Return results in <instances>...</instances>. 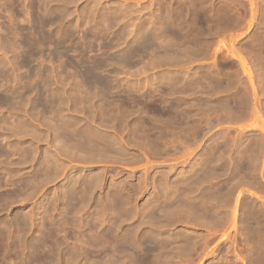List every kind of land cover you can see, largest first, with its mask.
Returning <instances> with one entry per match:
<instances>
[{"label":"rangeland","instance_id":"1","mask_svg":"<svg viewBox=\"0 0 264 264\" xmlns=\"http://www.w3.org/2000/svg\"><path fill=\"white\" fill-rule=\"evenodd\" d=\"M262 54L264 0H0V264H242Z\"/></svg>","mask_w":264,"mask_h":264},{"label":"bare ground","instance_id":"2","mask_svg":"<svg viewBox=\"0 0 264 264\" xmlns=\"http://www.w3.org/2000/svg\"><path fill=\"white\" fill-rule=\"evenodd\" d=\"M41 1H42V0H41ZM51 1H52V0H51ZM152 1H153V0H152ZM249 1H250V0H249ZM253 1H254V0H253ZM73 2H74V1H73ZM230 2H231V1H230ZM40 3H41V2H40ZM234 3H236V2H234ZM231 4H232V3H231ZM247 4H248V3H247ZM255 4H256V3H255ZM42 5H43V4H42ZM241 6H243V5H241ZM250 6H251V5H250ZM224 7H225V6H224ZM224 7H223V8H224ZM13 8H14V7H13ZM172 8H173V7H172ZM183 8H184V7H183ZM221 8H222V7H221ZM227 8H228V7H227ZM249 8H250V7H249ZM230 9H231V7H230ZM6 10H7V9H6ZM220 10H221V9H220ZM254 10H255V8H254ZM8 11H9V10H8ZM163 11H164V10H163ZM260 11H261V10H260ZM15 12H16V11H15ZM220 12H221V11H220ZM250 12H251V11H250ZM253 12H254V11H253ZM51 13H52V12H51ZM226 13H227V12H226ZM232 13H233V11H232ZM211 14H212V13H211ZM230 14H231V13H230ZM226 15H227V14H226ZM233 15H234V14H233ZM252 15L254 16V14H252ZM256 15H257V14H256ZM261 15H262V14H261ZM11 16H12V15H11ZM212 16H214V15H212ZM221 16H222V15H221ZM229 16H230V15H229ZM194 17H195V16H194ZM197 17H198V16H197ZM218 17H219V16H218ZM232 17H234V16H232ZM239 17H240V16H239ZM243 17H244V16H243ZM125 18H126V17H125ZM215 18H216V17H215ZM215 18H214V20H215ZM220 18H221V17H220ZM224 18H225V17H224ZM224 18H223V19H224ZM234 18H235V17H234ZM216 19H217V18H216ZM226 19H227V16H226ZM188 20H189V19H188ZM214 20H213V17H212V21L210 20L211 23H210L209 26L211 27V29H212L213 31L215 30V32H216V29H213V28H214V27L217 28L216 25L219 23V21H220L221 19H220L219 21L216 22V25H215ZM241 20H242V19H241ZM241 20H240V21H241ZM31 21H32V20H31ZM105 21H106V20H105ZM215 21H216V20H215ZM223 21H224V20H223ZM223 21H221V22H223ZM221 22H220V23H221ZM224 22H226V21H224ZM233 22H234V21H233ZM235 22H236V21H235ZM256 22H257V21H256ZM228 23H229V22H228ZM14 24H15V23H14ZM93 24H94V23H93ZM221 24H222V26L218 27V28H220V29H222V28L225 27V26L223 27L224 23H221ZM226 24H227V23H226ZM234 24H235V23H234ZM234 24H233V25H234ZM108 25H109V24H108ZM111 25H112V24H111ZM233 25H232V26H233ZM235 25H237V23H236ZM238 25H239V23H238ZM256 25H257V24H256ZM262 25H263V24H262ZM259 26H260V25H259ZM91 27H92V26H91ZM221 27H222V28H221ZM226 27H227V26H226ZM237 27H238V26H237ZM13 28H14V27H13ZM199 28H200V27H199ZM218 28H217V30H218L217 32H220V30H219ZM240 28H241V27H240ZM16 29H17V28H16ZM41 29H42V28H41ZM47 29H48V28H47ZM224 29H225V28H224ZM4 30H5V29H4ZM8 30H9V29H8ZM36 30H37V29H36ZM209 30H210V29H209ZM226 30H227V29H226ZM237 30H238V29H237ZM213 31H211V32L213 33ZM221 31L223 32V30H221ZM6 32H8V31H6ZM6 32H5V33H6ZM200 32H201V31H200ZM209 32H210V31H209ZM211 32H210V35L212 34ZM224 32H225V31H224ZM25 34H26V33H25ZM51 34H52V33H51ZM203 34H204V33H203ZM217 34H219V33H217ZM255 34H256V33H255ZM220 35H222V34H220ZM220 35H218L216 38H218ZM30 36H31V35H30ZM212 36H213V35H212ZM212 36H211V37H212ZM214 36H215V35H214ZM221 37H222V36H221ZM260 37H261V36H260ZM214 38H215V37H214ZM223 38H224V36H223ZM262 38H263V37H262ZM46 39H47V36H46ZM189 40H190V39H189ZM189 40H188V41H189ZM261 40H262V39H261ZM215 41H216V39H215L213 42H215ZM218 41H219V40H218ZM218 41H217V42H218ZM223 41H224V40H223ZM210 42H211V41H210ZM224 42H225V41H224ZM215 43H216V42H215ZM220 43H221V41H220ZM223 45L225 46V43H224ZM256 45H257V44H256ZM41 46H42V45H41ZM41 46H40V47H41ZM49 46H50V45H49ZM209 46H211V45H209ZM36 47H37V46H36ZM217 47H218V46H216V48H217ZM220 47H222V46H220ZM211 48H213V46H212ZM214 48H215V47H214ZM222 48H224V47H222ZM226 48H227V47H226ZM47 49H48V47H47ZM219 50H220V49H219ZM60 51H61V50H60ZM212 51H213V50H212ZM216 51H217V50H216ZM216 51H215V52H216ZM259 51H260V50H259ZM223 52H224V51H223ZM210 53H211V52H210ZM219 53H220V51H219ZM259 53H261V51H260ZM48 54H49V53H48ZM56 54H57V53H56ZM56 54H53V55H56ZM211 54H213V53H211ZM211 54H210V56H213V55H211ZM214 54H215V53H214ZM225 54H227V53H225ZM233 54L235 55V53H233ZM230 55H232V54H230ZM234 55H233V56H234ZM56 56H57V55H56ZM188 56H189V55H188ZM216 56H217V55H216ZM256 56H258V55H256ZM256 56H255V57H256ZM32 57H33V56H32ZM260 57L263 58V57H264L263 54H262ZM24 58H25V57H24ZM213 58H215V55H214V57H212V59H213ZM219 58H220V57H218V59H219ZM54 59H55V58H54ZM64 59H65V58H64ZM212 59H211V60H212ZM257 59H259V58L257 57ZM257 59H256V60H257ZM260 59H261V58H260ZM211 60H210V62H211ZM214 60H216V59H214ZM219 60H221V58H220ZM222 60H223V59H222ZM19 61H20V60H19ZM94 61H96V60H94ZM262 61H264V60H263V59H261V61L259 60V63L262 62ZM214 62H215V61H214ZM225 62H226V61H225ZM242 62H243V61H242ZM211 63H212V62H211ZM243 63H244V62H243ZM213 64H214V63H213ZM239 64H240V63H239ZM244 64H245V63H244ZM251 64H252V63H251ZM75 65H76V64H75ZM219 65H220V63H219ZM261 65H262V64H261ZM84 66H85V65H84ZM209 66H210V65H209ZM213 66H215V65H213ZM225 66H226V65H225ZM230 66H231V65H230ZM263 66H264V64H263ZM217 67H218V66H216V68H217ZM220 67H221V65H220ZM220 67H219V68H220ZM241 67H242V66H241ZM247 67H248V66H247ZM258 67H259V66H258ZM209 68H210V67H209ZM214 68H215V67H214ZM219 68H217V70H218ZM230 68H231V67H230ZM230 68H229V69H230ZM250 68H251V66H250ZM77 69H78V68H77ZM221 69H222V68H221ZM223 69H224V68H223ZM227 69H228V67H227ZM237 69H238V68H237ZM237 69H236V70H237ZM239 69H240V68H239ZM239 69H238L237 71H239ZM241 69H242V68H241ZM248 69H249V68H248ZM252 69H253V68H252ZM212 70H213V67H212ZM214 70H215V69H214ZM219 70H220V69H219ZM219 70H218V71H219ZM233 70L235 71V69H233ZM244 70H245V69H243V71H244ZM250 70H251V69H250ZM215 71H216V70H215ZM225 71H226V70H225ZM252 71H253V70H252ZM255 71H256V70H255ZM259 71H260V70H259ZM259 71H258V72H259ZM70 72H71V70H70ZM75 72H76V71H75ZM213 72H214V71H213ZM219 72H220V71H219ZM219 72H218V73H219ZM235 72H236V71H235ZM235 72H234V73H235ZM246 72H247V70H246ZM27 73H28V72H27ZM230 73H231V72H230ZM240 73H242V71H240ZM247 73H248V72H247ZM214 74H215V73H214ZM221 74H222V73H221ZM226 74H227V73H226ZM243 74H244V72H243ZM254 74H255L254 76L256 77V75H257L258 73H257V72H256V73L254 72ZM2 75H3V74H2ZM216 75H217V73H216ZM231 75H233V74L231 73ZM234 75H235V74H234ZM246 75H249V74H246ZM251 75H252V74H251ZM262 75H263V74H262ZM44 76H45V75H44ZM212 76H213V75H212ZM225 76H226V75H225ZM238 76H239V75H238ZM238 76H237V77H238ZM243 76H244V75H243ZM243 76H242V77H243ZM259 76H260V74H259ZM29 77H30V75H29ZM217 77H218V76H217ZM234 77H235V76H234ZM234 77H233V78H234ZM246 77H247V76H246ZM213 78H214V77H213ZM221 78H222V77H221ZM221 78H220V81H221ZM235 78H236V77H235ZM248 78H249V77H248ZM257 78H259V77H257ZM75 79H76V78H75ZM211 79H212V78H211ZM226 79H227V78H226ZM239 79H240V78H239ZM260 79H261V81L263 80L262 78H260ZM95 80H96V79H95ZM212 80H213V79H212ZM222 80H224V79H222ZM228 80H230V78H229ZM242 80H244V82H245V84H246L245 79H242ZM242 80H241V81H242ZM246 80H248V79H246ZM252 80H253V79H252ZM257 80H258V79H257ZM210 81H211V80H210ZM215 81H217V80L215 79ZM225 81H226V80H224V82H225ZM231 81H232V78H231ZM235 81H236V80H235ZM248 81H250V80H248ZM248 81H247V82H248ZM254 81H255V80H254ZM233 82H234V81H233ZM256 82H257V81H256ZM210 83H212V82H210ZM214 83H217V82H214ZM214 83H212V84H210V85H218V84H214ZM226 83H228V82H226ZM229 83H230V86H231V88H232L233 85H231V82H229ZM234 83H236V82H234ZM234 83H233V84H234ZM242 83H243V81H242ZM248 83H249V82H248ZM257 83H258V82H257ZM261 83H262V82H261ZM245 84H244V86H247V85H248V84H246V85H245ZM259 84H260V83H259ZM259 84H258V85H259ZM235 85H236V84H235ZM249 85H250V83H249ZM249 85H248V86H249ZM256 85H257V84H255V87H256ZM262 85H263V83H262ZM220 86H221V85H220ZM220 86H219V87H220ZM240 86H241V85H240ZM248 86H247V87H243V89H244V88L247 89ZM263 86H264V85H263ZM2 87H3V86H2ZM26 87H27V86H26ZM212 87H213V86H212ZM214 87H215V86H214ZM222 87H223V86H222ZM234 87H235V86H234ZM250 87H251V85H250ZM259 87H260V85H259ZM259 87H256V89H259V91L261 92V90H263L264 87H262V89L259 88ZM23 88H24V87H23ZM28 88H29V87H28ZM216 88H217V87H215V89H216ZM225 88H228V87L226 86V87H224V89H225ZM30 89H31V88H30ZM84 89H85V88H84ZM98 89H99V88H98ZM243 89H242V91H244ZM250 89H251V88H250ZM260 89H261V90H260ZM44 90H45V89H44ZM213 90H214V89H213ZM218 90H219V89H218ZM225 90H226V89H225ZM247 90H249V88H248ZM0 92H1V91H0ZM10 92H11V91H10ZM41 92H42V90H41ZM80 92H81V91H80ZM195 92H196V91H195ZM225 92H226V91H225ZM245 92H247V91H245ZM245 92H240V93H245ZM250 92H251V91H250ZM250 92H249V93H250ZM260 92H259V94H260ZM262 92L264 93V90H263ZM262 92H261V93H262ZM39 93H40V92H39ZM212 93H213V92H212ZM216 93H217V92L215 91V94H216ZM220 93H221V92H220ZM222 93H223V92H222ZM233 93H234V92H233ZM253 93H255V94L257 93V95H258V90H257V92H256V90H254ZM263 93L261 94L262 96H264ZM28 94H29V93H28ZM46 94H47V93H46ZM251 94H252V93H251ZM19 95H20V94H19ZM222 95H223V94H222ZM241 95H242V94H241ZM244 95H245V94H244ZM228 96H229V95H228ZM245 96H246V95H245ZM247 96H248V95H247ZM16 97H17V96H16ZM18 97H19V96H18ZM25 97H26V96H25ZM243 97H244V96H243ZM243 97L241 96L240 98H243ZM249 97H250V96H248L247 98H249ZM254 97H255V96L253 95V98H254ZM258 97H259V95H258ZM21 98H22V97H21ZM24 99H25V98H24ZM26 99H27V98H26ZM244 99H245V98H243V100H244ZM256 99H257V96H256ZM240 100H241V99H239V101H240ZM4 101H5V100H4ZM8 101H9V100H8ZM47 101H48V100H47ZM72 101H73V100H72ZM148 101H149V100H148ZM241 101H242V100H241ZM245 101H246V100H245ZM245 101H242V102H244V104H245V103H248V102H250V99L247 100V102H245ZM252 101H253V100H252ZM256 101H258V100H256ZM256 101H255V102H256ZM9 102H10V101H9ZM242 102H241V103H242ZM258 102H259V101H258ZM36 103H37V102H36ZM42 103H43V102H42ZM239 103H240V102H239ZM241 103H240V105H241ZM253 103H254V102H253ZM253 103H252V105H253ZM3 104H4V103H3ZM33 104H34V103H33ZM257 104H259V103H256V105H257ZM250 105H251V104H250ZM254 105H255V104H254ZM259 105L261 106L262 103H260ZM8 106H9V104H8ZM243 106H244V105H243ZM243 106H241V107H243ZM262 106H264V105H262ZM238 107H239V106H238ZM251 107H252V106H251ZM219 108H220V107H219ZM248 108H249V107H246V106H245V107H244V110L242 109V110H243V112H242L243 115L240 114V112H241L240 109H241V108H240V109H239V108L237 109V110H240V112H239L240 117H241V116H242V117L244 116V118H243L244 121H245V119H250V116L253 115V114H255V112H256L253 108H252L253 111H251V110L248 109ZM77 109H78V108H77ZM120 109H121V108H120ZM260 109H261V108H259V111H260ZM262 109H264V107H262ZM205 110H206V109H205ZM221 110H223V109H221ZM262 111H263V110H261V112H262ZM237 112H238V111H237ZM127 113H128V112H127ZM232 113H233V112H232ZM263 113H264V112H263ZM263 113H260V114H263ZM236 114H237V113H236ZM238 116H239V115H238ZM258 116H259V115H258ZM85 117H86V116H85ZM180 117H181V116H180ZM209 117H210V116H209ZM261 117H262V116H261ZM261 117H260V118H261ZM254 118H255V117H254ZM256 118H257V117H256ZM258 118H259V117H258ZM258 118H257V119H258ZM82 119H83V118H82ZM241 119H242V118H241ZM243 119H242V120H243ZM257 119H256V121H257ZM262 119H264V117H263ZM44 120H45V119H44ZM253 120H254V119H253ZM253 120H252V121H253ZM66 121H67V120H66ZM208 121H209V120H208ZM260 121H261V120H259L256 124H259V127L262 128V126H263L264 124H263V125H260V124H261ZM262 121H263V120H262ZM56 122H57V121H56ZM117 122H118V121H117ZM242 122H243V121H242ZM230 123H231V122H230ZM263 123H264V121H263ZM253 124H254V123H253ZM54 125H55V124H54ZM143 125H144V124H143ZM216 125H217V124H216ZM246 125H247V124H246ZM246 125H244V126H246ZM248 125H249V124H248ZM103 126H104V125H103ZM182 126H183V125H182ZM252 126H253V125H252ZM51 127H52V126H51ZM122 127H123V126H122ZM241 127H242V126H241ZM250 127H251V126H250ZM255 127H257V126L254 125V128H255ZM63 128H64V127H63ZM225 128H226V127H225ZM231 128H232V127H231ZM244 128H245V127H244ZM244 128H242V129H244ZM246 128H248V127H246ZM54 129H55V128H54ZM66 129H67V127H66ZM68 129H69V128H68ZM83 129H84V128H83ZM118 129H119V128H118ZM137 129H138V128H137ZM258 129H259V128H258ZM262 129L264 130V128H262ZM34 130H35V129H34ZM246 130H247V129H246ZM263 130H262V131H263ZM142 131H143V130H142ZM87 132H88V131H87ZM246 132H247V131H246ZM246 132H245V130L243 131V134H242V136H243V139H242V145L240 146V147H241V151H240V152H241V156H240V157L242 158V160L240 159V161H243V164H244V165H242V166H244V167L247 165V164H245L246 161L248 162V160H246V158L248 159V158H251V157H252L253 161H252V159H251V161H252V163H253V162L255 163V161H256L258 158H260V156H259V152H261V151H258L259 148H257V147L255 146V144H256L257 142L261 141V140L258 138L259 140L256 142V139H255V140L253 139V140L255 141V143L253 142V144H252V142H251V140H252L251 137L253 138V136L250 137L251 140H248V139L246 138V137H247L246 135H248V134H246ZM221 133H222V132H221ZM252 133H253V132H252ZM58 134H59V133H58ZM124 134H125V133H124ZM250 134H251V133H250ZM250 134H249V135H250ZM255 134H256V132H255ZM255 134H253V135H255ZM114 135H115V134H114ZM147 135H148V134H147ZM251 135H252V134H251ZM71 136H72V135H71ZM61 137H63V136H61ZM65 137H66V136H65ZM257 137H258V136H257ZM257 137H256V138H257ZM66 138H68V137H66ZM134 138H135V137H134ZM260 138L263 139L261 136H260ZM61 139H62V138H61ZM74 139H76V138H74ZM105 139H106V138H105ZM76 140H78V139H76ZM263 140H264V139H263ZM62 141H63V140H62ZM62 141H61V142H62ZM68 141L70 142L71 140L68 139ZM56 142H57V141H56ZM71 142H72V141H71ZM71 142H70V143H71ZM65 143H66V142H64V144H65ZM70 143H69V144H70ZM79 143H81V142H78V144H79ZM145 143H146V142H145ZM260 143H261V142H260ZM71 144H72V146L74 145L73 143H71ZM71 144H70V146H71ZM76 144H77V143H75V145H76ZM78 144H77V145H78ZM83 144H84V143H83ZM143 144H144V143H143ZM239 144H240V143H239ZM251 144H252V145H251ZM261 144H262V143H261ZM77 145H76V147H75V146H73V147H75V149H76L77 147L80 148L79 146H81L82 144H80L79 146H77ZM257 145H258V144H257ZM262 145H263V144H262ZM67 146H68V144L65 145V148H66ZM72 146H71L70 148L73 150V147H72ZM87 146H88V145H87ZM91 146H93V149H91V151H88V152H87V153H89V154L92 155V156H90V157H93V154H92L93 152L96 153V155H97V154H99V153H97V152H95V151H98V152H99V151L102 150V149H100V148H99L98 150H97V149L95 150L94 144H93V145L91 144ZM260 146H261V145H259V147H260ZM68 147H69V146H68ZM68 147H67V149H68ZM206 147H207V146H206ZM218 147H219V146H218ZM70 148H69V149H70ZM86 148H87V150H90V146H89V147H86ZM88 148H89V149H88ZM225 148H226V147H225ZM75 149H74V150H75ZM74 150H73V151H74ZM142 150H143V149H142ZM154 150H155V149H154ZM250 150H251V151H250ZM261 150H262V149H261ZM63 151H64V150H63ZM81 151H82V150H81ZM92 151H93V152H92ZM215 151H216V150H215ZM249 151H250V153H249ZM74 152H75V151H74ZM90 152H92V153H90ZM237 152H238V151H237ZM69 153H70V152H69ZM71 153H72V152H71ZM87 153H86V154H87ZM102 153H103V152H102ZM100 154H101V152H100ZM100 154H99V155H100ZM106 154H107V153H106ZM238 154H240V153H238ZM260 154H261V153H260ZM70 155H71V154H70ZM82 155H84V154L82 153ZM101 155H103V154H101ZM104 155H105V154H104ZM109 155H110V154L108 153V157H109ZM116 155H117V154H116ZM118 155H119V153H118ZM247 155H248V156L250 155L251 157H250V156L247 157ZM237 156H238V155H237ZM86 157H87V156H86ZM86 157H85V158H86ZM119 157H120V156H119ZM76 158H77V157H76ZM261 158H262V155H261ZM261 158H260V159H261ZM114 159H115V158H114ZM125 159H126V158H125ZM112 161H113V160H112ZM249 161H250V160H249ZM83 162H84V161H83ZM257 162H258V160H257ZM225 163H226V162H225ZM249 163H251V162H248V165L251 167L252 164L250 165ZM240 164H242V163H240ZM257 164H258V163H257ZM237 166H238V165H237ZM239 166H241V165H239ZM239 166H238V167H239ZM249 166H248V167H249ZM255 166H256V165H255ZM244 167H243V168H244ZM248 167H246V168H248ZM253 167H254V164H253ZM253 167H252V168H253ZM239 168H240V167H239ZM243 168H242V169H243ZM252 168H251V170H252ZM249 169H250V168H249ZM249 169H248V170H249ZM254 169L256 170V169H257V166H256V168H253V170H254ZM263 169H264V168H263ZM263 169H262V170H263ZM48 170H49V169H48ZM238 170H239V169H238ZM191 171H192V170H191ZM244 171H246V170H244ZM244 171H242L243 174H244V179H242V178H243V175H241L242 178L240 177V178H241L240 186H242L241 184H242V181H243V180H244V182H245V185L247 184V185L249 186V182L246 180V179H247L246 176H247L248 174H245ZM256 171H257V170H256ZM52 172H53V171H52ZM214 172H215V171H214ZM247 172H249V171H247ZM247 172H246V173H247ZM260 172H261V171H260ZM239 173L241 174V170L239 171ZM250 173H251V172H250ZM250 173H249V174H250ZM47 174H48V173H47ZM51 174H52V173H51ZM253 174H254V172H253ZM257 174H258V173H257ZM260 174H261V173H260ZM49 175H50V174H49ZM245 175H246V176H245ZM255 175H256V174H255ZM249 176L252 177L253 175L250 174ZM249 176H248V177H249ZM257 176H258V175H257ZM95 177H96V176H95ZM251 177H250V178H251ZM240 178H239V179H240ZM253 178H254L253 180L255 181V176H254ZM262 178H263V176H262ZM48 179H49V178H48ZM251 179H252V178H251ZM251 179H248V180H251ZM259 179H260V178H259ZM208 180H209V179H208ZM253 180H252V181H253ZM262 180H264V179H262ZM252 181H251V183H252L253 185H255V184H256L255 182L258 181V179L254 182L255 184H254ZM239 182H240V181H239ZM244 182H243V183H244ZM72 183H73V182H72ZM93 183H94V182H93ZM95 183H97V182H95ZM166 183H167V182H166ZM258 183H259V182H258ZM258 183H257V184H258ZM252 184H250V186H251ZM165 185H166V184H165ZM218 185H219V184H218ZM85 186H86V185H85ZM243 186H244V184H243ZM256 186H257V185H256ZM256 186H255V187H256ZM88 187H89V186H88ZM255 187H252V188L250 187V188H251V190H252V189L255 188ZM263 187H264V186H263ZM187 188H188V187H187ZM83 189H84V188H83ZM241 189H243V188H241ZM241 189H240V190H241ZM257 189L259 190V187H258V188L256 187V190H257ZM251 190H250V191H251ZM261 190H262V189H261ZM87 191H88V190H87ZM242 191H243V190H242ZM254 191H255V189H254ZM254 191H253V192H254ZM80 192H81V191H80ZM89 192H90V191H89ZM244 192H245V191H244ZM247 192H248V190H247ZM192 193H193V192H192ZM249 193L251 194V192H249ZM249 193H248V195H249ZM108 194H109V193H108ZM243 194H244V193H243ZM245 194H246V192H245ZM254 194H255V193H254ZM256 194H257V193H256ZM90 195H91V194H90ZM72 196H73V195H72ZM85 196H86V195H85ZM80 197H81V196H80ZM202 197H203V196H202ZM235 197H236V196H235ZM243 197H244V196H243ZM254 197H255V195H254ZM89 198H90V197H89ZM162 198H163V197H162ZM246 199H247V198H246ZM252 199H254V198H252ZM212 200H213V199H212ZM248 200H249V199H248ZM84 202H85V201H84ZM250 202H251V201H250ZM252 202H253V201H252ZM82 203H83V202H82ZM112 203H113V202H112ZM243 203H244V201H243ZM245 203H246V202H245ZM191 204H192V203H191ZM234 204H235V203H234ZM229 205H230V204H229ZM234 206H235V205H234ZM245 206H246V204L244 205V207H245ZM249 206H250V205H249ZM259 206L261 207V205H259ZM247 207H248V205H247ZM251 207H252V206H251ZM260 207H259V208H260ZM73 208H74V207H73ZM169 208H170V207H169ZM232 208H233V206H232ZM261 208H262V207H261ZM252 209H253V207H252ZM263 209H264V208H262V210H263ZM65 210H67V209H65ZM148 210H149V209H148ZM181 210H182V209H181ZM231 210H232V209H231ZM247 210H250V211H251V209H248V208H247ZM255 210H258V209L255 208ZM255 210H254V211H255ZM262 210H261V211H262ZM250 211H249V212H250ZM244 212H245V211H244ZM255 212H257V211H255ZM69 213H70V212H69ZM182 213H183V212H182ZM245 213H246V212H245ZM245 213H243V215H247V214H245ZM258 213H259V212H258ZM260 213H261V212H260ZM241 214H242V213H241ZM254 214H255V213L253 212V217H254ZM263 214H264V213H263ZM115 215H117V214H115ZM241 216H242V215H240V217H241ZM247 216H248V215H247ZM243 217H244V216H243ZM206 218H207V217H206ZM243 219H244V218H243ZM245 219H246V217H245ZM245 219H244V220H245ZM250 219H252V218H250ZM254 219H255V218H254ZM256 219H258V220H260V221H263V220H264V215L262 216V214H257V215H256ZM233 220H235V219H233ZM244 220L239 221V222H243ZM247 220H248V219H247ZM252 220H253V219H252ZM252 220H251V222H252ZM175 221H176V220H175ZM230 221H231V219H230ZM245 221H246V220H245ZM245 221L243 222L244 225H243V227L241 228V229H242L241 232H242V234H243V247H242V251H243V252L240 251L241 248H239V250H237V253H238V254L241 252V254L243 253V255H240V257L242 256V257H241L242 259L238 257L239 255L237 256V258H239V259L241 260L242 264H264V232L259 231L258 234H257L258 231L256 232L257 229H258V230L260 229V228H259L260 226L258 227V225H259L260 223H262V222L259 221L260 223L258 224V222L256 221L257 224H258L257 226L255 225L254 222L252 223V224H254V226H256V227H258V228H257L255 231L252 230L253 234L250 235V233H252V232L250 231L251 229H250L249 226L247 225V224H249V223H247V222H245ZM248 221H249V220H248ZM253 221H255V220H253ZM216 223H217V222H216ZM222 223H223V222H222ZM246 223H247V224H246ZM263 223H264V221H263ZM190 224H191V223H190ZM223 224H224V223H223ZM240 224H241V223H240ZM249 225H250V224H249ZM262 225H264V224H262ZM262 225H261V226H262ZM233 226H234V225H233ZM250 226H251V225H250ZM1 227H2V226H1ZM240 227H241V226H240ZM263 227H264V226H263ZM263 227H261V228H262L261 230H263ZM43 228H44V227H43ZM252 229H254L253 226H252ZM5 231H6V230H5ZM41 231H42V230H41ZM238 231H239V230H238ZM263 231H264V230H263ZM249 232H250V233H249ZM254 232H256V233L254 234ZM56 233H57V232H56ZM234 233H235V232H234ZM237 233H238V232H237ZM242 234H241V235H242ZM256 236H257V238H256ZM61 237H62V236H61ZM225 237H226V236H225ZM225 237H223V238H225ZM240 237H242V236H240ZM233 239H234V238H233ZM65 240H66V239H65ZM231 240H232V239H231ZM241 240H242V239H240V241H241ZM1 241H2V240H1ZM61 241H62V240H61ZM233 243H234V242H233ZM2 244H3V243H2ZM39 245H40V244H39ZM82 245H83V244H82ZM2 246H3V245H2ZM59 246H60V245H59ZM79 246H80V245H79ZM84 246H85V245H84ZM181 246H182V245H181ZM64 247H65V246H64ZM104 247H105V246H104ZM124 247H125V246H124ZM240 247H241V246H240ZM28 248H29V247H28ZM83 248H84V247H83ZM3 249H4V248H3ZM173 249H174V248H173ZM225 249H226V248H225ZM146 250H147V249H146ZM0 251H1V250H0ZM108 251H109V250H108ZM229 251H230V250H229ZM37 252H38V251H37ZM40 252H41V251H40ZM233 252H234V251H233ZM97 253H98V252H97ZM115 253H116V252H115ZM148 253H149V252H148ZM70 254H71V253H70ZM145 255H146V254H145ZM175 255H176V254H175ZM191 256H192V255H191ZM56 257H57V256H56ZM77 257H78V256H77ZM162 257H163V256H162ZM34 258H35V257H34ZM109 258H110V257H109ZM86 259H87V258H86ZM98 260H99V259H98ZM100 260H101V259H100ZM33 261H34V260H33ZM50 261H51V260H50ZM77 261H78V260H77ZM180 262H181V261H180ZM227 262H229V261L227 260ZM238 262H240V261H238ZM241 262H240V263H241ZM114 264H115V263H114ZM227 264H228V263H227ZM230 264H231V263H230Z\"/></svg>","mask_w":264,"mask_h":264},{"label":"crops","instance_id":"3","mask_svg":"<svg viewBox=\"0 0 264 264\" xmlns=\"http://www.w3.org/2000/svg\"><path fill=\"white\" fill-rule=\"evenodd\" d=\"M253 134H255V132L254 133H252V136H253V139L255 140V139H258L259 137H257V133L255 134V135H253ZM257 137V138H256ZM260 139V138H259ZM258 139V140H259ZM160 140H161V138H160ZM206 143H209V142H206ZM260 143V142H259ZM213 196V195H212Z\"/></svg>","mask_w":264,"mask_h":264},{"label":"flooded vegetation","instance_id":"4","mask_svg":"<svg viewBox=\"0 0 264 264\" xmlns=\"http://www.w3.org/2000/svg\"><path fill=\"white\" fill-rule=\"evenodd\" d=\"M139 198V197H138ZM123 199H125L124 197H123ZM128 199V198H127ZM145 199H146V197H145ZM97 200H98V198H97ZM125 208H127V207H125Z\"/></svg>","mask_w":264,"mask_h":264}]
</instances>
